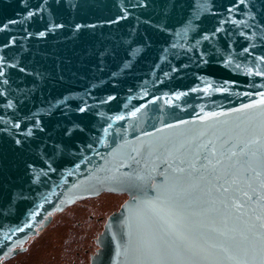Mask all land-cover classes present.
I'll return each instance as SVG.
<instances>
[{
  "label": "water",
  "instance_id": "obj_1",
  "mask_svg": "<svg viewBox=\"0 0 264 264\" xmlns=\"http://www.w3.org/2000/svg\"><path fill=\"white\" fill-rule=\"evenodd\" d=\"M204 2L0 0V118L86 128L36 183L24 161L39 160L40 139L25 154L0 142V185L27 197L0 207V261L57 213L109 192L128 198L96 238L92 264H259L264 121L258 109L233 110L264 92V76L249 74L264 70V0H237L232 12L231 0H207L206 12ZM217 27L225 31L212 36ZM84 100L87 115L75 111Z\"/></svg>",
  "mask_w": 264,
  "mask_h": 264
},
{
  "label": "snow or ice",
  "instance_id": "obj_2",
  "mask_svg": "<svg viewBox=\"0 0 264 264\" xmlns=\"http://www.w3.org/2000/svg\"><path fill=\"white\" fill-rule=\"evenodd\" d=\"M240 4L244 3V0H239ZM139 6V5H135ZM198 7L203 11H209L211 5L205 0L203 4L198 5ZM237 8V0H231V7H227L225 10L227 12H232L233 9ZM31 16L32 13H29ZM13 22V21H10ZM147 23V22H146ZM7 28V25L3 26ZM56 27H61V25H56ZM81 25L77 24L76 28L79 29ZM94 27V26H93ZM158 27V26H157ZM188 30H195L191 22L185 26L184 32L187 33ZM225 31L217 27L215 31L211 33L212 36H215L217 32ZM39 36L43 37L45 32L41 31L38 33ZM202 39L208 40L209 35L205 34L202 36ZM197 44L200 43V40L196 41ZM151 46V41L149 38H145L144 48H148ZM250 47L255 48V45H250ZM249 49L247 47L243 48L244 53H248ZM207 55L206 53H201L200 62L207 64L209 63L208 60H204L203 57ZM260 62H264V55L259 57ZM131 65L126 63L125 67H130ZM12 67H16V65H12ZM239 68V65L236 66ZM20 71H24V69H20ZM173 71H177V69L173 68ZM166 76L168 73H164ZM250 75L256 76H264V70H257L255 73H249ZM5 75L4 72L0 71V77ZM115 76V73H113ZM4 83L7 84L8 80L5 79ZM228 83V81H225ZM95 87V86H94ZM226 89H217V91H225ZM195 91V89H192ZM183 94V93H181ZM255 95H259L261 99L259 101H254L253 103L241 105L240 109H234L233 111L240 112L244 109H258V115L262 121H264V92H256ZM91 95V93H89ZM247 95V93L245 94ZM116 97L113 95L107 96V101H115ZM65 107L70 108V105L67 103V98L63 102ZM101 103H105V101H101ZM11 107V103L8 105ZM91 106L87 103L86 100L77 106L75 111L81 114L87 115L91 112ZM138 110V109H137ZM51 115V112L48 113ZM135 115V113H132ZM62 115L67 116V112L62 110ZM211 115L215 116L216 113H212ZM118 119H122V117H117ZM0 122H2L5 126L0 127V142H10L13 145V148L18 151L20 154H25L31 152L32 150V143L36 139H40L41 144L43 147L40 149V157L39 160L36 159H26L24 161V170L25 173H32L35 175L36 179L33 180V183L39 181L42 176L48 177L50 173H55L59 169V160L62 158L63 155H73L71 151L73 148L76 147V140L74 137L77 135V132L84 133L86 131L85 126H82L80 123H76L75 121L72 122L71 126L58 124L56 128L49 131L46 125H42L39 120H37L35 114L32 117L23 116L18 118L15 122L9 124L8 121H3L0 118ZM183 123V122H182ZM166 127H171V125H166ZM262 131H264V127H262ZM49 141H51V145L49 146ZM91 147V144L88 145ZM42 165L37 168V165ZM246 194V193H245ZM27 197L24 195L23 191H8L7 193L3 189V186L0 185V207H3L5 204H11L14 199H26ZM261 217H257L260 219ZM261 228H264V224L261 225ZM18 231H22V229H17ZM7 247V245H5ZM3 251V249H0ZM7 253H5L6 255ZM160 255L164 253L161 251L159 252ZM206 255V254H205ZM259 264H264V234L261 236V244L259 249ZM0 264H3V261H0ZM160 264H164V262H160ZM196 264V262H193ZM209 264H218V262L210 261ZM236 264H248L247 260H237Z\"/></svg>",
  "mask_w": 264,
  "mask_h": 264
},
{
  "label": "flooded vegetation",
  "instance_id": "obj_3",
  "mask_svg": "<svg viewBox=\"0 0 264 264\" xmlns=\"http://www.w3.org/2000/svg\"><path fill=\"white\" fill-rule=\"evenodd\" d=\"M127 194L105 192L76 202L54 215L51 223L25 244L26 249L3 264H92L96 238Z\"/></svg>",
  "mask_w": 264,
  "mask_h": 264
}]
</instances>
